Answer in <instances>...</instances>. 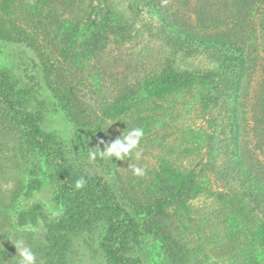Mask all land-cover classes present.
Listing matches in <instances>:
<instances>
[{"label":"rangeland","instance_id":"1","mask_svg":"<svg viewBox=\"0 0 264 264\" xmlns=\"http://www.w3.org/2000/svg\"><path fill=\"white\" fill-rule=\"evenodd\" d=\"M0 70L64 156L101 176L139 223L127 255L142 264H223L238 244L227 219L242 235L264 223V184H250L264 180V0H0ZM165 72L194 81L141 100ZM134 127L144 135L129 157L91 158ZM194 169L206 182L172 203L179 174ZM162 186L170 196L158 208ZM58 195L45 157L0 104V264H18L21 240L45 263ZM100 232L75 235L63 264H111Z\"/></svg>","mask_w":264,"mask_h":264},{"label":"trees","instance_id":"2","mask_svg":"<svg viewBox=\"0 0 264 264\" xmlns=\"http://www.w3.org/2000/svg\"><path fill=\"white\" fill-rule=\"evenodd\" d=\"M243 61L241 60L240 63ZM244 69L243 62L237 69V74H240V77L243 75ZM192 79L193 77L190 75L165 72L158 79L146 82L142 92L139 93L142 95L140 99L147 102L151 96L162 94V92L171 89L173 85L187 81L192 83ZM163 95L166 93L160 97ZM129 99H134V96ZM0 104L10 110L12 117L18 120L25 141L45 157V162L51 169L53 179L58 186V194H60L58 197H61L60 200L63 204L62 213L47 227L45 237L47 257L44 264H63L70 257L69 251L72 248L74 236L82 232L92 234L98 228L101 229L100 241L103 243L102 248L106 253L107 262L111 264H142L140 258L132 254L127 255L132 238L138 239L139 237V223L121 206L115 193L101 176L85 173L64 156L60 144L52 139L50 134L43 132L38 123L41 119L39 115L28 111L20 99L17 100L13 97L11 80L1 70ZM238 129L236 128L233 133L235 144ZM75 140L81 146L89 144L83 128L78 132ZM243 160L241 155L235 157L234 164L238 165L237 170L245 167ZM200 174L199 170L195 169L187 171L183 175L179 174V181L176 188H173L174 193L171 195L170 201L184 204L187 199L193 197L200 190L202 182H206L204 176L202 179H197L198 176H201ZM80 179H83L84 183L82 187L77 188L76 182ZM250 184L263 185L264 180L254 176V178H250ZM165 188L162 186L160 197H156L158 208L170 196L166 194L167 189ZM234 219L235 216L227 219L226 229L228 231L226 234L231 237L232 234L236 236L238 244H233L236 247L235 252L228 255L223 264L260 263V260L262 261L264 258V223L259 224L252 234L242 235L241 229H238L240 224L239 222L235 224ZM239 235L245 237L243 241L239 239Z\"/></svg>","mask_w":264,"mask_h":264},{"label":"clouds","instance_id":"3","mask_svg":"<svg viewBox=\"0 0 264 264\" xmlns=\"http://www.w3.org/2000/svg\"><path fill=\"white\" fill-rule=\"evenodd\" d=\"M111 125V124H110ZM109 125V126H110ZM144 135V131L140 127L131 128L126 133H123L112 140L109 143H105L103 140H100L99 143L104 144L103 150L98 147V150L91 152L90 156L92 159H96L99 156L102 159H112L113 157L123 160L125 157H129L134 149H137L140 140ZM106 145V146H105ZM136 159L140 158V152H136ZM131 172L134 176L144 175L145 169L138 165H131ZM83 179H80L76 182V187L80 188L83 186ZM33 230V229H27ZM15 248L19 249V261L18 264H36V256L33 253L32 249L29 246H26L21 240L14 245Z\"/></svg>","mask_w":264,"mask_h":264}]
</instances>
